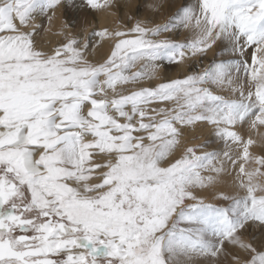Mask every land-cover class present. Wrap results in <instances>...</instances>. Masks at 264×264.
Returning a JSON list of instances; mask_svg holds the SVG:
<instances>
[{
	"label": "snow or ice",
	"instance_id": "1",
	"mask_svg": "<svg viewBox=\"0 0 264 264\" xmlns=\"http://www.w3.org/2000/svg\"><path fill=\"white\" fill-rule=\"evenodd\" d=\"M111 6L0 0V264H210L230 248L236 264H264V231L245 237L264 230V148L252 150L264 144V0H198L154 26L128 0L123 30L88 33L74 18L62 41L44 44L43 22L58 9ZM179 28L193 37L162 36ZM96 37L111 40L103 60ZM221 39L232 59L160 76ZM198 125L226 150L177 154ZM229 166L235 194L218 188Z\"/></svg>",
	"mask_w": 264,
	"mask_h": 264
},
{
	"label": "rangeland",
	"instance_id": "2",
	"mask_svg": "<svg viewBox=\"0 0 264 264\" xmlns=\"http://www.w3.org/2000/svg\"><path fill=\"white\" fill-rule=\"evenodd\" d=\"M76 2L77 4H80V5L83 4V0H76ZM101 2L103 3V0H101ZM126 2H128V0H112L113 6L109 7L106 10H96V9L82 7L79 13H75V10H73V12L70 13V12L65 11L64 9H58L56 11V15L52 17L51 21L47 19L44 20L43 31L41 33V37L45 35L44 31L46 28H48L49 30L53 29L54 31L55 30L59 31L62 29V25L64 24L65 20H72L74 18H79L82 22L85 19L89 21L88 24L82 23V27L86 28L88 33H91L93 28L99 31L97 28L98 25L102 24V22H105L106 18L111 22L113 20V23L119 26L118 29L122 27L120 29L123 30L126 26L131 25L132 21L128 19V16L134 14L135 12L134 8L132 10L121 8V5L125 4ZM130 2L133 5H139L142 7V11L137 14V18L146 21L149 24V26H154L157 24H164L168 22V20L172 16H174L178 10H180L181 8L185 6L197 5L198 0H130ZM152 4H157L159 5V7L152 8L150 7V5ZM100 17H103V18H100ZM56 25L58 27H56ZM59 26L61 27V29L59 28ZM193 35L194 33L191 28H179V29L173 30L171 33L162 34V36H170L180 42H184L185 40L191 39ZM101 39L102 38L100 37L94 38L93 44L95 46H99L101 44ZM228 49H229V45L226 40H223V39L218 40L217 43L213 46V48L205 54H197L196 56H191V55L186 56L185 59L180 64L169 65L165 63L160 70V75H162L161 77L165 79L170 78V77L171 78H181L184 75L190 74L192 72L203 71V69L209 63H211L212 60L214 59L218 61L220 60L226 61V60L232 59L235 54L230 52ZM250 53H251V50H249V55ZM194 64H198V66H195L193 68L192 65L194 66ZM145 83H150V82L146 81ZM193 127H194V130H192V132L193 134H195V137L197 138L196 139L197 145H205V147H207L208 144L210 145L211 143H213V145H217L218 147V148H215L214 146L210 148L203 147L202 149L198 148V151L203 152V151L215 150L217 152H222L226 150V146L224 142L216 137L214 129H212L210 126L198 125V126H192L190 128H193ZM244 132L247 138L248 136V134H246L247 131L244 130ZM259 132L264 134V127H261ZM250 135L252 136L253 139H257L258 141L260 140V135H258L257 132H253ZM197 136H199L200 138ZM181 147L183 148L182 145ZM182 148L180 149L183 151L184 148L183 149ZM262 148H264V144L258 143L256 146L253 147L252 150L256 152L257 154H262L261 153ZM180 149H178L177 154L182 152ZM220 184L218 185V188L219 187L220 189L222 188V190H224L225 192L229 194H235L237 192V191L233 192L232 190H230L229 184L228 183L226 184V182H221ZM202 194L204 195L206 194L205 200L207 202L215 203V204H223V205H226L228 203L227 201L218 199L217 193L214 190H207L206 192ZM262 231L264 230L257 228L254 231H249L245 233V237L247 239L255 240L258 242L261 238ZM232 251H234V249L230 248L229 253L221 254L218 258L211 260L210 264H236V262L233 260L230 254ZM197 261H198V264H209V262H206L202 260L201 258H197Z\"/></svg>",
	"mask_w": 264,
	"mask_h": 264
},
{
	"label": "bare ground",
	"instance_id": "3",
	"mask_svg": "<svg viewBox=\"0 0 264 264\" xmlns=\"http://www.w3.org/2000/svg\"><path fill=\"white\" fill-rule=\"evenodd\" d=\"M110 12V11H109ZM104 16V15H103ZM100 18H103V17H100ZM105 19V18H104ZM103 20V19H102ZM106 22V23H105ZM105 22H102V24H99L98 25V30H102L103 28L107 27L110 31L113 30V29H118V25L114 24L113 23V20L112 22L109 21L107 18L105 20ZM55 24V23H54ZM124 24V23H123ZM121 25V24H119ZM95 26V24H94ZM123 26V25H122ZM56 27H58L56 25ZM125 27V26H124ZM59 28L61 29V27L59 26ZM122 28V27H120ZM119 28V29H120ZM47 29V31H46ZM45 31H44V36L41 37L44 44L46 46H51V47H55L56 44L59 42V41H62L64 39V36L62 34V29L57 31V30H49L48 28H46ZM42 33V32H41ZM110 45H111V40L110 38L108 37H104L101 39V44L99 46H96V49L97 51L94 53V56L96 59H99V60H103V58L108 54L109 50H110ZM187 64V63H186ZM195 66H198V64H194V66L192 65V67L194 68ZM183 67V66H182ZM188 67V66H187ZM163 73V72H162ZM171 74V73H170ZM184 75V74H183ZM162 76V75H160ZM163 78V77H162ZM171 78V77H170ZM174 79V78H173ZM204 126V125H202ZM192 130H194V127L193 128H186L184 129V135L182 137V140H181V145L183 146V148H186V147H191V146H195L197 145V138L195 137V134H193ZM245 131H247L246 134L250 135L251 133L253 132H256V130H253L251 129L250 127L248 126H245ZM255 134V133H254ZM253 135V134H252ZM257 136V135H256ZM199 137V136H197ZM200 138V137H199ZM201 142V141H200ZM199 144V143H198ZM215 147V148H218L217 145H213V143H211L210 145L208 144L207 147L210 148V147ZM207 147H204V148H207ZM182 148V147H181ZM182 148V149H183ZM202 149V148H201ZM181 150V149H180ZM208 150V149H207ZM210 150V149H209ZM232 150H233V153L235 154L236 152H240V149L233 145L232 146ZM182 151V150H181ZM180 152V151H179ZM237 172H238V167L233 170L231 168V166H229V174H225L223 175L222 177V180L221 182H226V184L228 183L229 184V187H230V190H232L233 192H238L240 191L239 187H238V183L236 182V178H237ZM221 185V184H220ZM223 187V185H222ZM220 188V187H219ZM222 189V188H221ZM207 190H202L201 191V195L204 196L205 198V195L202 194L204 192H206ZM209 196V195H208ZM207 197V196H206ZM209 198V197H208ZM206 199V198H205ZM210 199V198H209ZM249 235V234H248ZM232 249V248H231ZM232 256V255H231Z\"/></svg>",
	"mask_w": 264,
	"mask_h": 264
}]
</instances>
